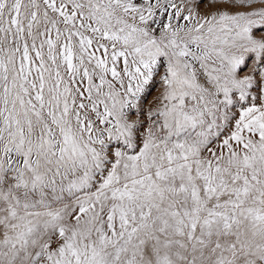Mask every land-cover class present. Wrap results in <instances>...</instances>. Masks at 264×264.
I'll use <instances>...</instances> for the list:
<instances>
[{"label": "snow or ice", "instance_id": "6c2138e0", "mask_svg": "<svg viewBox=\"0 0 264 264\" xmlns=\"http://www.w3.org/2000/svg\"><path fill=\"white\" fill-rule=\"evenodd\" d=\"M0 264H264V0H0Z\"/></svg>", "mask_w": 264, "mask_h": 264}]
</instances>
